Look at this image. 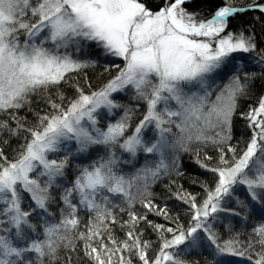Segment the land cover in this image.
<instances>
[{"label": "snow or ice", "instance_id": "obj_1", "mask_svg": "<svg viewBox=\"0 0 264 264\" xmlns=\"http://www.w3.org/2000/svg\"><path fill=\"white\" fill-rule=\"evenodd\" d=\"M0 264H264V0H0Z\"/></svg>", "mask_w": 264, "mask_h": 264}, {"label": "trees", "instance_id": "obj_2", "mask_svg": "<svg viewBox=\"0 0 264 264\" xmlns=\"http://www.w3.org/2000/svg\"><path fill=\"white\" fill-rule=\"evenodd\" d=\"M255 14H258V13H255ZM251 15H254V13H249L248 16L245 17V18L247 19V18H249ZM112 60L114 61V63L121 64V62H120L119 59L112 58ZM102 63H103V62H102ZM103 71H104V70H103L102 67H97V68L94 69V70H89V75H90V76H93L94 74H99V73H101V72H103ZM133 103H135V102H133ZM235 134H236L237 136H239V129H237V131H236ZM233 143H235V141H233ZM210 154H211V153H210ZM142 163H143V155H141V157H140V162H139V164H137V167H139L140 164H142ZM183 163H184V165H185L186 176H185L184 178H180V179H178L177 182H178L179 184H182V185L184 186V189H185L186 191L191 192V193H193V194H198V193H199V194L202 195V191H201V188L199 187V185H198V184L193 185V184L191 183V181L188 179L189 176L199 175L200 172H201L202 170H199L194 164H192V163L188 160L187 156L183 157ZM162 187H163L162 184H158V185L155 186V189H154V190H155L157 193H160ZM179 204H180V202L175 201V198H174V197H173V198L170 200V202H169V206H170V207H176V206L179 205ZM149 219H154V220H157V222L164 223V220H163L162 217L157 218V217H155L154 215H150V216H149ZM237 229H238V230H243V229L240 228L239 225H237ZM152 239L155 240V235H154V234L152 235Z\"/></svg>", "mask_w": 264, "mask_h": 264}, {"label": "rangeland", "instance_id": "obj_3", "mask_svg": "<svg viewBox=\"0 0 264 264\" xmlns=\"http://www.w3.org/2000/svg\"><path fill=\"white\" fill-rule=\"evenodd\" d=\"M115 59H119V58H115ZM120 60V59H119ZM120 62L122 63V61L120 60Z\"/></svg>", "mask_w": 264, "mask_h": 264}]
</instances>
